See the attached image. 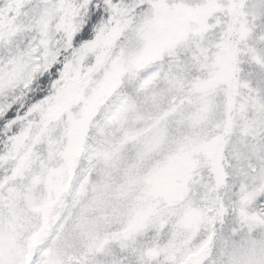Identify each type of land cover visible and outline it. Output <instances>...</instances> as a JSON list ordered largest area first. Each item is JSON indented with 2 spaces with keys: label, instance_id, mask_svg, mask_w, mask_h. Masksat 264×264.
Instances as JSON below:
<instances>
[{
  "label": "snow or ice",
  "instance_id": "obj_1",
  "mask_svg": "<svg viewBox=\"0 0 264 264\" xmlns=\"http://www.w3.org/2000/svg\"><path fill=\"white\" fill-rule=\"evenodd\" d=\"M0 264H264V0H0Z\"/></svg>",
  "mask_w": 264,
  "mask_h": 264
}]
</instances>
